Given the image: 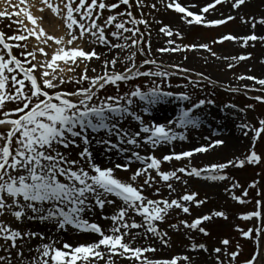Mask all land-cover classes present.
<instances>
[{
	"label": "snow or ice",
	"instance_id": "obj_1",
	"mask_svg": "<svg viewBox=\"0 0 264 264\" xmlns=\"http://www.w3.org/2000/svg\"><path fill=\"white\" fill-rule=\"evenodd\" d=\"M4 3L5 9L0 11V17L11 21L8 27L16 24L18 29L17 34L12 36L0 31V127L8 126L5 131H0V217L3 218L0 219V264H100L101 261L104 264H115V256L139 264H178L180 260L185 264H193L192 257L188 255L172 259L149 258L146 253H154L158 249L133 247L135 238L150 233L165 241L167 246L165 238L168 233H162L157 222L164 223L173 209L191 215L190 206L199 207L205 203L197 199L198 193L173 197L178 189L172 181L180 183L185 189L187 186V181L179 174L208 182H221L230 179L223 173L233 166L244 168L246 163H261L264 152L258 153L255 148L264 136V119L259 120V128L243 122L240 124L241 129L246 130L245 136L253 134V145L246 161L231 160L203 168L181 167L173 171H162L163 163L190 159L194 154L210 153L226 147V141L205 136V144L192 150L175 152L173 142L187 139L185 133H178L175 129L199 128L203 121L198 110L206 104L214 105L215 101L200 99L193 103L189 93L176 94L164 90L162 85L151 79H170L177 73L162 71L163 65L149 58L151 42L145 44L136 38L144 35L140 25L145 28L150 26L147 20H137L133 15V0H117L111 4L107 0H18L17 3L4 0ZM251 3L252 0H208L199 6L197 12L190 10L197 8V5H184L181 0H155L150 7L156 8L157 4H161L165 10L180 14V19L188 25L211 28L237 18L236 15L222 13L220 19H205V14L216 10L218 5L229 4L239 15ZM122 5L126 10L117 12ZM135 6L142 9L148 5L144 0H135ZM33 7H37L41 13L45 9L50 10L60 22L58 27H63L64 34L56 36L47 32L43 26L45 16H34L31 11ZM105 11L114 14L104 18ZM122 16L130 19L121 20ZM129 23L134 27H127ZM241 23L255 30L257 25L264 26V14L260 17L241 16ZM111 28L115 30L107 32ZM158 31L168 37L175 35L183 39L182 33L179 30L174 32L168 24L162 23ZM148 35L150 37V31ZM109 36L117 42L112 43ZM29 37H35L37 42L31 51L27 44L8 42L26 41ZM238 40H243V46L247 47L250 41L264 42V35L258 36L254 31L245 37L225 34L213 43ZM166 43L171 47L158 48L156 51L165 53L203 49L217 59L244 61L251 58L248 55L221 57L212 51L208 43L181 46L172 39ZM97 47L107 48L109 53L135 48L145 56V60L138 66L135 55L123 59L117 54L111 60H104L102 71L90 77L89 70L96 73L97 69H89V63L94 58L101 59ZM14 48L21 49L20 57L13 54ZM48 48L52 49L51 53L46 50ZM38 55L42 58L38 59ZM118 63L123 65V71H115ZM81 65L83 72L80 76L68 75L77 72ZM145 66H155V71H141ZM234 66L228 65L229 68ZM38 70L39 77L35 74ZM180 71L187 73L191 70L181 68ZM195 75L214 83L203 73ZM141 77L150 78L152 86L144 90L139 85H133L122 94L119 93L121 83L128 84ZM238 79L254 81V84L262 86L249 88L246 85L245 94L248 91L264 92V79L250 75H241ZM85 82L88 83L86 88L83 87ZM72 83L81 87L73 91L63 90L65 84ZM189 85L203 90L199 79H189L183 87ZM108 86H114L117 94L101 96V92ZM171 87L169 83L168 88ZM226 90L240 91L231 87ZM251 99L264 103V96ZM173 100L187 102L188 106H180L178 114L164 122L144 119V114L157 105ZM8 104L15 107L7 108ZM235 107L224 105L225 109ZM248 107L254 109L253 105ZM125 121L129 122L128 127L124 126ZM132 124H135V128ZM160 147H168L169 152L157 158L155 152ZM94 148L101 149V154L108 157L110 166L97 162ZM74 149H79L75 156ZM109 153L120 156L124 163H111ZM136 163L140 166L131 171L127 180L116 175L117 170L129 172ZM160 182L167 185L169 196L153 199L152 196H161ZM256 186L255 183L251 185L253 188ZM244 196H248V192H244ZM233 199L241 204L247 202L239 197ZM257 205L264 208V202L257 201ZM106 207H110L111 212H105ZM96 211L100 212L103 220L110 221L107 226L85 218L86 214H94ZM215 217L224 220L229 218L223 211H218L197 218L192 223L181 221L172 227L176 231L180 230L181 225L184 228L199 229L208 236L211 233L201 226L213 221ZM253 217L264 221L261 211H254L241 218L249 220ZM9 218L16 227L8 222ZM31 224L46 225L50 232L46 236L41 227L34 229L30 227ZM69 228L78 233L98 236L99 239L74 245L67 241L61 243L51 234L55 231L64 233ZM142 228L144 232H133ZM253 231L264 235V226L241 230L243 236L249 239L253 238ZM33 240L37 243L33 244ZM254 242L257 249L244 264H264V246L259 239ZM230 243V240L224 239L222 244L225 247L213 250L217 254V264H224L219 259L221 252L229 257V264H236L240 252L229 253L227 246ZM191 249L193 252L209 251L202 244H192Z\"/></svg>",
	"mask_w": 264,
	"mask_h": 264
},
{
	"label": "rangeland",
	"instance_id": "obj_2",
	"mask_svg": "<svg viewBox=\"0 0 264 264\" xmlns=\"http://www.w3.org/2000/svg\"><path fill=\"white\" fill-rule=\"evenodd\" d=\"M18 0H13V3H17ZM30 2H35V0H30ZM109 4L117 2V0H107ZM145 4L148 5L144 8H138L135 6V0H133V7L131 9L133 15L137 20L145 19L148 21L149 28H145L144 25H140V31L144 33L143 36L136 37L141 39L147 44L151 42L152 51L149 54V58L155 59L158 64L163 65L162 71H168L169 73L175 72L177 75H173L170 79H160L158 77L151 78L155 80L157 84L164 87V90L172 91L176 94L183 92L189 93L193 98V103L199 101L200 99L213 100L214 105H205L203 109L198 110L201 114L202 124L199 128H189L187 130L182 128H176L178 133H185L187 138H191L192 144L203 145L206 141L203 139L205 136H212L213 139H224L228 134V125L234 127L240 137L239 145L234 148H218L207 154H194L190 159L186 158L180 161L173 160L171 163H163L162 171H173L181 167L187 168H203L216 163H227L231 160H247L248 155H250V149L253 145V134L249 133L247 136L244 135V131L240 127L241 122L245 124H251L256 128H259V120L264 119V103L259 102L251 97L264 96V92L248 91L245 94V86L249 88H261V85L254 84V81L249 80H239L238 77L241 75L245 76H255L264 79V42L255 41L249 42L247 47L243 46V40L238 41H225L224 43H213L214 40H218L221 36L225 34H232L237 37H245L247 35L253 34L264 35V26L257 25L256 29H251L250 25L241 23V16L247 17L255 15L260 17L264 14V0H252V3L247 7L243 8L239 15H237L236 10L232 9L229 4H221L217 6L216 10H212L209 14H205V19L215 20L220 19L221 14H231L236 15L237 18L229 23L217 27H204L203 25H188L180 19V14L172 10H165L164 6L157 4L156 8H151L150 5L155 2V0H144ZM182 4L191 6L193 4L197 5V8H191L193 12L199 10V6H202L208 2V0H181ZM5 3L4 0H0V11H4ZM12 10V9H10ZM125 6H121L117 9V12L125 11ZM34 16H45L46 20L43 24L46 31L50 34L60 36L64 34L63 27H58L60 22L53 16L50 10L45 9L43 13L37 10V7L31 9ZM143 13V15L141 14ZM110 13L105 11L104 18H107ZM13 19H16L13 17ZM121 20H129L127 16H122ZM11 21L0 17V31L6 33L7 36H12L17 34L18 25L12 24L8 27ZM103 22V19L101 23ZM30 23V22H29ZM168 24L172 27L173 31L179 30L182 33L183 39H180L173 35L172 37L165 36L163 33L158 31L161 24ZM127 27H134L133 24L129 23ZM115 30L114 28L107 29V32ZM151 35L149 37L148 32ZM131 36L132 33H127ZM112 39V43L117 41ZM169 39L175 40L177 45H190L193 43H208L212 48V51L216 52L221 57H231L239 55H248L251 58L248 60H228V59H217L213 57L211 53L199 49V50H188V51H176V52H157L156 49L163 47H171L167 45ZM9 43L16 44L22 43L28 45V50L31 51L34 45L37 43L35 37H29L26 41H8ZM131 43V41H129ZM2 47V45H0ZM85 47H88L85 44ZM51 53L52 49H46ZM97 52L100 54L101 59L96 60L95 58L89 63V69L95 67L97 69L96 73L89 70L88 75L95 76L98 75L102 69L101 64L104 60H111L117 54H120L123 59H127L129 55L136 56V64L139 66L145 60V56L137 52L135 48L130 50H114L109 53L107 48L97 47ZM145 51L147 49L145 48ZM20 48H14L13 54L20 57ZM187 57V59H185ZM38 55V59H40ZM31 59V57H29ZM61 65L63 62H58ZM229 64H234L235 66L229 68ZM28 66V65H26ZM181 68L190 69V72H181ZM124 67L121 63L117 64L115 71H123ZM152 70L155 71V66H145L141 68V71ZM111 71V69H110ZM83 72V65L75 73H69L68 75L80 76ZM196 73H203L214 81L210 83L205 80L203 76L197 77ZM39 77V70L35 73ZM189 79H199L201 81V86L203 90L199 88H192L189 85L187 88L183 85L188 84ZM172 87L168 88V84ZM133 85H139L144 90L147 87H151L152 83L150 78L141 77L137 80L131 81L128 84H120L119 93L122 94L127 91ZM180 85L181 87H177ZM146 86V87H145ZM81 87L75 83L65 84L63 90L73 91ZM83 87H88V83L85 82ZM229 87L233 89H240L239 92L228 91ZM117 94V89L114 86H108L103 92V95H113ZM231 104L235 105V108L225 109L224 105ZM188 106L187 102H180L178 100H173L167 104H160L154 107L149 113L144 114V119L146 121L155 120L156 122H164L166 119H171L178 114L180 106ZM248 105H253V108H249ZM15 105L8 104L7 108H14ZM2 116V114H0ZM157 117H161L159 121ZM15 118V117H13ZM226 123L228 125H226ZM125 127L129 126V122L125 121ZM135 128V124L131 125ZM8 126L0 127V131H5ZM103 135V133H100ZM115 140V137L112 138ZM180 141V140H179ZM175 144L174 150L176 153L184 151V147L181 146L178 141L173 142ZM180 145V146H179ZM191 145H187L190 150ZM255 150L258 153L264 152V136H262L261 141L257 144ZM79 149L73 150V156ZM169 149L166 151L164 149L158 148L155 152L157 158L162 157L167 154ZM109 153L108 155H112ZM114 163H124V161H116ZM136 167H132L129 172H123L117 170L116 175L127 180L131 174V171ZM229 176V180L221 182H208L200 178L185 176L184 174H179L183 177V180L187 181L186 189L181 187V184L172 181L174 186L178 189V192L173 193V197H179L184 194L198 193V200H203L205 203L199 207L194 205L191 207V215L184 214L178 209H173L170 214L166 217L164 223L157 222L158 227L161 232H167L168 236L165 238L167 241V246H165V241L153 236L152 234H146V236H139L135 238V244L133 247H154L157 248L156 252H148L146 255L152 259H172L174 257L188 255L192 257L193 264H217V254L213 252L215 248H224L222 244L224 239L230 240V245L227 246V251L240 252L237 257L236 264H244V261L251 258L252 254L257 249V244L254 242L259 239L261 245L264 246V235L258 234L253 231V238H245L241 230H254L259 229L264 226V221L261 218L253 217L249 220H244L241 217L248 215L254 211H261L262 216H264V208L258 207L257 201L264 202V158L259 164H247L244 168L231 167L223 173ZM139 182H142L139 181ZM256 184L255 188L251 187L252 184ZM234 185L236 186L234 188ZM161 196H152L153 199L157 198H167L169 196L167 185L160 182ZM244 192H248V196H244ZM151 195V192H149ZM233 197H239L247 201L246 203H239L237 199ZM110 207H106L105 212H111ZM223 211L229 217L224 220L221 217H215L211 222H205L201 227L206 228L211 235L205 236L199 229L184 228L182 225L179 231H176L172 225L180 224L181 221H187L189 223L194 222L195 219L201 218L205 215H210L214 212ZM85 218L90 220H95L103 226H107L110 221L103 220L100 216V212L96 211L94 214H86ZM0 219H3L0 217ZM139 219V218H138ZM8 222L12 223L14 227V222L9 218ZM30 227L37 228L41 227L47 236L50 229L46 225L31 224ZM144 232V229L133 230ZM53 237L59 239L61 243L67 241L70 244H80L89 242L88 238L83 233H78L73 229H68L66 232L61 233L55 231L51 233ZM99 239L97 236L96 239ZM34 244L37 243L36 240L32 241ZM126 242H129L126 240ZM2 243V241H0ZM206 245L208 248V253L204 251L193 252L191 245ZM59 247V244L57 245ZM239 246V247H238ZM104 251V249H102ZM120 251V250H118ZM14 252V250H13ZM211 253V255H209ZM219 259L224 261V264H229V257L221 252L219 254ZM115 264H139V262H133L128 259H121L120 256L114 257ZM100 264H104L103 261ZM178 264H185L183 260H180Z\"/></svg>",
	"mask_w": 264,
	"mask_h": 264
},
{
	"label": "bare ground",
	"instance_id": "obj_3",
	"mask_svg": "<svg viewBox=\"0 0 264 264\" xmlns=\"http://www.w3.org/2000/svg\"><path fill=\"white\" fill-rule=\"evenodd\" d=\"M157 119L159 121H164V119L161 120V117H157ZM226 125H228V124L226 123ZM227 131H228V134L225 137L226 147L227 148H234V147L238 146L239 143H240L239 142L240 137H239V134H238L237 130L234 127H232L231 125L230 126L228 125V130ZM176 141H178V143L181 146L184 147V149H185L184 151H188L189 150L188 148H185V147H187V145H191L190 150L194 149L195 147L200 146V144H192L191 138H189V139L187 138L184 141H179V140H176ZM173 146L175 147V144L174 143H173L172 147ZM161 149H164V150L167 151L169 148L168 147H161ZM94 155L96 156V160H97L98 163H101L102 165H105V166H110V162L108 160V157L101 154V149L94 148ZM110 156H111V163H114L116 161H118V162L119 161H124L120 156H117L115 153H113ZM133 166L134 167H138L140 165L138 163H136V164H133ZM13 224H14V227L17 226L15 223H13ZM85 236L88 238V241L89 242L91 240H94V239L97 238V236H95V235L89 236V235L85 234Z\"/></svg>",
	"mask_w": 264,
	"mask_h": 264
}]
</instances>
